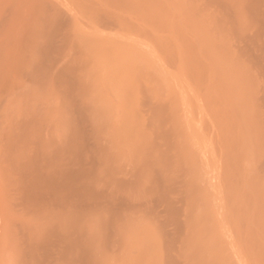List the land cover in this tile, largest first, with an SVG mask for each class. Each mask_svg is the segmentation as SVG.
Masks as SVG:
<instances>
[{
	"label": "bare ground",
	"instance_id": "1",
	"mask_svg": "<svg viewBox=\"0 0 264 264\" xmlns=\"http://www.w3.org/2000/svg\"><path fill=\"white\" fill-rule=\"evenodd\" d=\"M26 2L30 31L35 19L39 27L34 54L45 55L37 67L63 87L54 111L61 107L68 123L51 130L38 112L14 137L0 130L4 163L17 144H29L13 188L23 201L74 224L90 210L114 218L148 210L184 242L183 264H264L253 125L263 114L254 105L264 96V0ZM68 13L82 23L77 46L94 68L76 58L79 67L87 80L99 69L104 76L116 107L111 123L88 127L83 110L97 113L99 97L81 78L75 83L74 60L51 55L75 42L56 25ZM112 121L119 129L108 133ZM42 145L55 158L45 159ZM10 172L4 164L0 182Z\"/></svg>",
	"mask_w": 264,
	"mask_h": 264
},
{
	"label": "rangeland",
	"instance_id": "2",
	"mask_svg": "<svg viewBox=\"0 0 264 264\" xmlns=\"http://www.w3.org/2000/svg\"><path fill=\"white\" fill-rule=\"evenodd\" d=\"M26 8V0H0V130L6 127L13 137V131L21 126L20 123L38 112L37 118H44L51 130L68 123L61 107L60 111H54L59 103L57 98L63 94V87L49 71L37 67L45 55L42 48L34 54L39 27L35 25V19L30 31ZM56 25L65 26L75 42L52 51L51 55H57L62 60H74L77 64L71 63V66L75 83L81 78L86 82L85 92L88 95L94 92L99 97L97 113H91L92 105L83 110V118L89 120L86 124L91 128L105 120L110 121L114 118L116 107L109 103L105 95L101 69L87 80L88 69H81L78 65V60L85 59L91 66L90 58L77 46V40L82 38L79 36L83 35L82 23H77L69 14L65 22L57 21ZM91 68L93 70L94 67ZM263 97H260L262 101L258 105H254L255 113L260 108L263 114L260 117L254 114L253 124L255 133L259 128L258 136L254 135V166L258 164L255 173L261 185V196L255 197L261 242H264ZM131 104L128 100L126 107ZM114 123L112 121L106 129L108 133L119 129ZM95 134L98 136L100 130ZM27 147L29 144H17L9 153L11 159L7 163L0 158V168L5 164L11 169L10 179L0 182V264H183L184 242L175 238L171 234V224L162 222L154 212L124 209L118 211L114 218L113 213L105 209L90 210L83 212L84 217L74 224L72 219L51 209L27 205L13 189L19 166L31 157ZM39 148L40 154H47L45 159L55 158L51 153L52 146L42 145ZM124 173L123 168L117 172L119 176ZM58 235L62 237L61 241L55 240Z\"/></svg>",
	"mask_w": 264,
	"mask_h": 264
}]
</instances>
